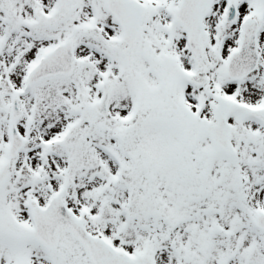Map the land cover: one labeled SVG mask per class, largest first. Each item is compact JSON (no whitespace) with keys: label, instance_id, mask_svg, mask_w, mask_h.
Masks as SVG:
<instances>
[{"label":"snow or ice","instance_id":"6c2138e0","mask_svg":"<svg viewBox=\"0 0 264 264\" xmlns=\"http://www.w3.org/2000/svg\"><path fill=\"white\" fill-rule=\"evenodd\" d=\"M0 264H264V0H0Z\"/></svg>","mask_w":264,"mask_h":264}]
</instances>
